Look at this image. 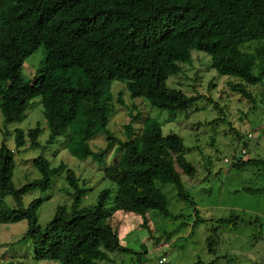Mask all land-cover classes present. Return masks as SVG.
<instances>
[{"label":"trees","instance_id":"obj_1","mask_svg":"<svg viewBox=\"0 0 264 264\" xmlns=\"http://www.w3.org/2000/svg\"><path fill=\"white\" fill-rule=\"evenodd\" d=\"M256 41L263 42L256 54L241 50ZM42 47L47 52L44 66L26 80L24 64ZM193 51L208 54L214 71L237 79L228 83L230 90L255 103L249 87L264 82V0H0L4 123L21 121L31 102L41 97L49 144L65 138L70 154L82 161L104 162L110 151L119 152L117 162L104 171L105 180L117 189L114 211L144 216V226L150 211L178 218L158 188L161 183L174 185L179 200L195 208L199 216L180 174L197 175L181 136L166 135L159 122L147 119L134 137L132 124L137 116H131L126 125L129 138L125 142L108 130L115 113L114 82L124 84L132 100L142 98L171 112L186 110L199 99L167 85L171 76L182 71L181 64L192 62ZM118 102L124 104L121 97ZM100 133L105 134L107 146L95 152L90 142ZM41 134L39 126L27 134L17 130V149L25 146L26 137L32 147H39ZM242 159H236L234 168L242 170L254 163ZM33 165L41 177L16 188L15 151L0 145V226L27 221L23 241L33 242L39 261L100 264L125 250L107 221L114 189L103 190L95 206L81 207L88 189L73 169L64 163L53 167L43 157L33 160ZM62 173L72 204L57 207L53 219L42 226L38 212L48 199L35 198L24 207L23 198L48 193L52 179ZM7 197L13 198L14 207L5 201ZM221 222L236 224V219ZM207 242L214 251V238Z\"/></svg>","mask_w":264,"mask_h":264},{"label":"rangeland","instance_id":"obj_2","mask_svg":"<svg viewBox=\"0 0 264 264\" xmlns=\"http://www.w3.org/2000/svg\"><path fill=\"white\" fill-rule=\"evenodd\" d=\"M262 45L263 42L256 41L243 45L241 50L256 54ZM46 55L42 47L27 59L23 69L26 80L34 78L43 68ZM211 64L208 54L193 51L192 62L181 64L182 71L168 79L169 88L182 90L188 97H199L188 109L176 112L153 107L142 98L132 100L126 86L114 82L115 113L108 126L111 133L125 142L129 138L126 125L131 123V116H137L132 124L134 137L142 132L147 119L159 122L166 135L181 136L186 158L196 167L197 175L190 178L181 171L180 174L199 216L195 208L179 200L174 185L161 183L158 188L167 196L170 211L178 218H166L157 211H150L146 216L148 226H144V216L114 211L117 189L105 180L104 171L117 162L119 152L113 149L104 162L93 158L82 161L70 154L65 138L49 144L41 97L31 102L21 121L6 124L0 111V145L5 144L15 151L13 182L16 188L41 177L33 160L43 157L53 167L64 163L77 173L81 185L88 189L81 207L95 206L103 190L114 189L107 206L110 213L107 221L118 232L125 250L111 254L108 261L100 264H264V82L249 87L255 100V103L250 102L230 90L228 83L237 79L220 76ZM120 97L123 105L118 102ZM37 126L42 130L40 146L32 147L26 137L25 146L18 150L16 131L20 129L27 134ZM244 144L246 154L242 150ZM90 145L95 152L105 149V134H98ZM239 157L254 163L242 170L236 169L233 163ZM52 181L48 193L35 192L23 198L24 207L35 198L48 199L38 212L42 226L53 219L57 207L72 204L65 174ZM5 201L11 207L16 205L12 197ZM235 219L236 224L221 222ZM197 220L201 222L196 224ZM27 230V221L0 226V264L15 261L59 264L35 258L33 242L23 241ZM210 237L217 243L214 251L207 242ZM160 259H165L164 263Z\"/></svg>","mask_w":264,"mask_h":264},{"label":"built area","instance_id":"obj_3","mask_svg":"<svg viewBox=\"0 0 264 264\" xmlns=\"http://www.w3.org/2000/svg\"><path fill=\"white\" fill-rule=\"evenodd\" d=\"M245 153V151H243ZM163 261H165V259H162L160 262L163 263Z\"/></svg>","mask_w":264,"mask_h":264}]
</instances>
